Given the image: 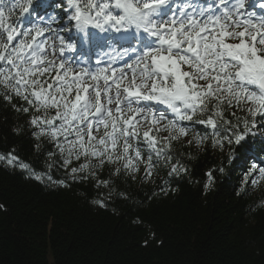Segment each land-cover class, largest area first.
I'll return each mask as SVG.
<instances>
[{
	"label": "snow or ice",
	"instance_id": "snow-or-ice-1",
	"mask_svg": "<svg viewBox=\"0 0 264 264\" xmlns=\"http://www.w3.org/2000/svg\"><path fill=\"white\" fill-rule=\"evenodd\" d=\"M0 115L16 138L0 166L90 184L100 208L129 199L121 182L175 191L185 143L231 158L260 137L247 195L264 181V0H0Z\"/></svg>",
	"mask_w": 264,
	"mask_h": 264
},
{
	"label": "trees",
	"instance_id": "trees-1",
	"mask_svg": "<svg viewBox=\"0 0 264 264\" xmlns=\"http://www.w3.org/2000/svg\"><path fill=\"white\" fill-rule=\"evenodd\" d=\"M11 122L0 115V144L16 139ZM248 139L250 149L234 146L231 158L227 147L205 152L185 143L189 174L175 191L121 182L129 199L114 197L107 208L91 203L98 190L90 184L51 186L0 166V264H264V206H257L264 181L241 192L262 147L260 137Z\"/></svg>",
	"mask_w": 264,
	"mask_h": 264
}]
</instances>
